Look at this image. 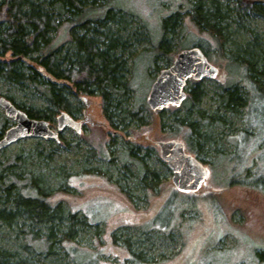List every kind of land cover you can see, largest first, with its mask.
I'll use <instances>...</instances> for the list:
<instances>
[{
    "label": "rangeland",
    "instance_id": "obj_1",
    "mask_svg": "<svg viewBox=\"0 0 264 264\" xmlns=\"http://www.w3.org/2000/svg\"><path fill=\"white\" fill-rule=\"evenodd\" d=\"M31 1L60 23L50 36L63 68L75 60L77 44L70 41L69 30L79 22L90 21L89 28L77 32L95 39L102 49L119 39L114 55L125 64L126 85L111 91L106 109L100 93L77 94L60 81L57 87L71 112L63 111L84 122L82 132L67 129L60 142L27 138L0 152V166L15 165L16 173L32 172L44 179L50 202H63L67 212L52 230L23 216L1 221L0 253L11 264H264V88L263 94L249 89L252 73L241 67L240 59L217 58L209 50L205 55L220 75L188 83L187 96L196 82L200 85L197 105L188 98L162 111L148 105L157 77L180 52L199 42L213 47L206 29L199 32L187 16L197 7L204 13L218 11L227 37L225 49L234 54L247 48L260 70L264 2L257 3L262 7L257 11L238 0H81L80 11L60 15L54 0ZM109 10L115 17L102 20ZM73 14L77 20L70 23ZM170 16L174 26L164 31ZM163 39L169 49L160 50ZM0 59L13 57L8 53ZM22 62L19 70L27 75L29 64ZM225 87L237 88L249 99V108H220ZM2 97L25 110L56 112L46 93L28 80L0 75ZM59 114L50 123L54 130ZM215 114L222 123L209 122ZM0 116L8 120L9 129L16 125L1 106ZM192 123L199 125L193 132ZM158 141L184 143L205 165L208 175L200 193L174 187ZM154 174L157 185H152ZM14 195L6 202L7 194L0 189V210H17ZM71 213L75 218L70 221ZM71 226L68 241L58 242Z\"/></svg>",
    "mask_w": 264,
    "mask_h": 264
},
{
    "label": "trees",
    "instance_id": "obj_2",
    "mask_svg": "<svg viewBox=\"0 0 264 264\" xmlns=\"http://www.w3.org/2000/svg\"><path fill=\"white\" fill-rule=\"evenodd\" d=\"M238 2L241 6H250L257 11H261L262 7L258 6L257 3H263L264 0H238ZM54 3L57 5L60 15L68 12L73 13V10L80 11L82 8L81 0H54ZM112 11L109 10L102 20L115 17ZM74 13L76 14V12ZM75 14L68 22L73 23L77 20ZM187 16L199 32L206 29L210 37V44L213 45L212 48L210 45L206 47L207 45L204 46L202 42H199L197 46L203 49L206 54L210 50L217 58H224V60L228 58L240 59L244 62V66L241 67L252 73L248 77L251 81L249 89L251 90L252 86L254 92L262 93L264 88V66L258 70V60H255V57L250 54L247 48H238V51L234 54L225 49L227 37L219 25L222 15L218 11L204 13L200 7H197L194 8L192 14ZM174 23L173 16L165 19L164 31H168V28L174 26ZM77 26H72L69 30L70 41L77 44V51L74 54L75 60L70 63L69 68H63L59 64L56 45H54L53 38L50 36L52 32L60 28V23L31 0H0V58L8 53L13 57V60L0 59V75L17 82L30 81L39 90H43L48 97V101L56 107V112L49 109L42 111L25 110L19 107L25 110L31 119L51 123L55 114H59L63 110L71 112L69 103L60 95L57 87V83L60 81L72 85V89L77 94L94 95L100 93L106 109L110 103L111 91L120 89V85H126L122 83L125 64L119 62V59L114 55L119 45V39H111L109 45L102 49L96 44L95 39L81 36L77 32L78 28H89L90 21H81ZM167 46L169 47L167 40L163 39L160 43V50L163 48L169 49ZM243 55L248 57L243 58ZM239 56L242 57L238 58ZM22 61L29 64L30 73L27 75L19 70V64L23 63ZM43 76L46 77V80L44 79L41 83ZM224 92L220 108L223 107L231 112H236L238 107L249 108V99L242 98L237 88L225 87ZM201 96L200 85L196 82V86L187 98L195 106L199 103ZM138 114L133 113V117L140 118ZM201 115L202 113L198 112L197 118L203 122L204 116ZM208 120L210 123L211 121L223 122L216 114L210 116ZM190 126L191 132H193L199 125L192 123ZM0 130L2 131L0 139H2L6 131L9 130L8 120L4 119L3 116H0ZM63 144L67 145V143ZM191 146L197 147V144L191 143ZM130 153L132 156L135 155L132 151ZM14 169L15 165L0 166V189L7 194L4 200L9 202L12 194L15 193L13 203L17 208L14 212L1 209L0 223L1 221H14L18 216H23L27 220L49 226V229L52 230L53 224L56 221L61 222L67 215L63 202H50L49 197L51 195L45 186L44 179L32 172L23 176L19 171L16 173ZM9 171L12 172L13 177L8 174ZM152 181H154L152 185H157L156 181L158 180L155 174ZM261 181H264V178ZM68 217L70 221L75 218L72 213ZM73 232L71 226L69 232H65L60 238L56 239L58 242L65 244ZM49 249H52L50 243ZM72 250L75 251V249ZM0 264H11L4 253H0Z\"/></svg>",
    "mask_w": 264,
    "mask_h": 264
},
{
    "label": "water",
    "instance_id": "obj_3",
    "mask_svg": "<svg viewBox=\"0 0 264 264\" xmlns=\"http://www.w3.org/2000/svg\"><path fill=\"white\" fill-rule=\"evenodd\" d=\"M220 70L211 64L204 51L195 46L183 50L174 64L161 72L152 86L148 105L153 111H162L170 106H181L187 98L186 88L191 80L218 79ZM6 117L16 122L3 139L0 152L18 141L27 138L60 141V134L67 129L82 132V122L67 113L57 118L58 128L54 131L49 122L31 119L25 112L17 109L9 100L0 99ZM162 151L163 161L172 171V183L180 191L200 193L205 187L207 168L197 158L187 153L182 142H156Z\"/></svg>",
    "mask_w": 264,
    "mask_h": 264
},
{
    "label": "bare ground",
    "instance_id": "obj_4",
    "mask_svg": "<svg viewBox=\"0 0 264 264\" xmlns=\"http://www.w3.org/2000/svg\"><path fill=\"white\" fill-rule=\"evenodd\" d=\"M211 80V79H210ZM2 98H4V97H2ZM6 99V98H5ZM8 100V99H7ZM11 102V101H10ZM12 103V102H11ZM13 104V103H12ZM14 105V104H13ZM15 106V105H14ZM2 107V106H1ZM17 109H19V110H21V111H23V112H25L24 110H22V109H20V108H18L17 106H15ZM3 108V107H2ZM4 109V108H3ZM4 111H5V109H4ZM26 113V112H25ZM61 113H67V114H69L68 112H66V111H61ZM61 113L58 115V116H60L61 115ZM27 114V113H26ZM5 115H6V112H5ZM70 115V114H69ZM58 116H57V118H58ZM71 116V115H70ZM82 122V129H83V121H81ZM57 124H58V122H57ZM49 125H50V123H49ZM51 127V126H50ZM58 128V127H57ZM53 129V128H52ZM54 130V129H53ZM54 131H57V130H54ZM65 132V131H64ZM63 132V133H64ZM62 133V134H63ZM6 135V134H5ZM61 135V134H60ZM3 138H4V136H3ZM2 138V139H3ZM59 138H60V136H59ZM1 140V139H0ZM48 140H50V139H48ZM55 141V140H54ZM60 141H61V139H60ZM59 141V142H60ZM19 142V141H18ZM166 142H171V141H166ZM177 142H180V141H177ZM17 143V142H16ZM184 144V143H183ZM157 145V144H156ZM157 146H159V145H157ZM160 147V146H159ZM184 148H185V145H184ZM7 149V148H6ZM5 150V149H4ZM160 150H161V148H160ZM186 150V149H185ZM3 151V150H2ZM188 153V152H187ZM189 154V153H188ZM191 155V154H190ZM161 156H162V151H161ZM193 156V155H192ZM195 157V156H194ZM196 158V157H195ZM163 159V158H162ZM201 162V161H200ZM202 163V162H201ZM173 184V183H172ZM175 187V186H174ZM176 188V187H175ZM177 189V188H176ZM184 192H189V191H184ZM192 193H194V192H192Z\"/></svg>",
    "mask_w": 264,
    "mask_h": 264
},
{
    "label": "flooded vegetation",
    "instance_id": "obj_5",
    "mask_svg": "<svg viewBox=\"0 0 264 264\" xmlns=\"http://www.w3.org/2000/svg\"><path fill=\"white\" fill-rule=\"evenodd\" d=\"M85 118H87V116L85 117ZM61 136V135H60ZM61 139V138H60ZM57 142V141H56ZM255 221V220H254Z\"/></svg>",
    "mask_w": 264,
    "mask_h": 264
}]
</instances>
